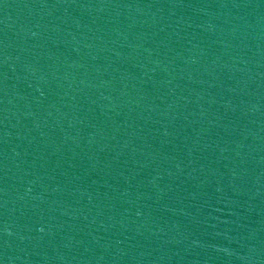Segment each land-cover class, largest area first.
<instances>
[{"label": "water", "instance_id": "water-1", "mask_svg": "<svg viewBox=\"0 0 264 264\" xmlns=\"http://www.w3.org/2000/svg\"><path fill=\"white\" fill-rule=\"evenodd\" d=\"M0 264H264V0H0Z\"/></svg>", "mask_w": 264, "mask_h": 264}]
</instances>
